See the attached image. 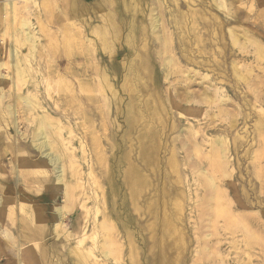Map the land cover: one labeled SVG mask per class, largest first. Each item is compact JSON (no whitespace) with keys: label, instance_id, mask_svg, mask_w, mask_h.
I'll list each match as a JSON object with an SVG mask.
<instances>
[{"label":"bare ground","instance_id":"1","mask_svg":"<svg viewBox=\"0 0 264 264\" xmlns=\"http://www.w3.org/2000/svg\"><path fill=\"white\" fill-rule=\"evenodd\" d=\"M77 1H80V4L75 3L71 6L70 4H66V7L59 6L58 10L60 14L55 20L53 19V17L51 18L50 13V15H48V19L46 21L44 20V22H42L43 20L41 18H37V22L42 31L44 28L48 29L49 27H51V25L59 24L53 23V21L62 23L59 25L62 26L61 31L64 30L63 33L60 34L57 32L58 36H56V38L53 39V41H51L48 45H41V43L39 42L38 33H36V30L34 29L33 23H31L28 20L27 16H25L26 14H34L30 11V8L24 7L22 11L18 9V4L15 0L0 1V13L2 14V17H4L6 20H9V26L10 29H12L11 38H13V42L9 45V63L13 70V79L11 80L10 84H13L14 92L16 93V90H19V84H16V79L21 80L26 76L31 77L35 73L37 75L39 70L38 65L36 64L37 60L39 59L38 56L40 55V51L42 50V48H47L44 57L49 60V66L46 67V73L48 75L47 77H50V79L47 80L48 90H56L60 94L58 99L52 100L53 103H50V101L43 99V97L41 96L42 94L40 95L41 82L35 79L36 81L33 80V83L28 85V93L25 95H17L16 100L14 99V103L7 107V114L9 116L10 122L6 125V128H13L15 131L16 137L13 139L12 143L13 146L18 149V156L19 158H21L23 164H21L22 162L20 163L21 165H19V163H15V165L12 166L15 177V181L12 182L13 185H6L1 188L4 195V197L0 199V213L2 212L1 216L4 217L3 223L7 218L14 230L13 232H11L9 229L5 228L4 235L2 236L0 233V264L4 262L3 260H6L7 264H62L66 262L65 254L68 256L69 264H122L123 261L122 249L124 248L122 240H120L122 229L120 225L118 227L117 222L124 220L125 213L122 214V208L117 205V201H119L118 199L120 191L119 184L115 179V168L112 169L110 165L111 159L107 157V153L102 148V138H98V136L93 135L90 142L88 138H82L83 140H81L80 142L83 152L82 154H84V156L82 157H85L86 159L89 158L87 157L88 147L93 148L92 152L95 155L93 159L87 160L86 163L88 166V172H86L84 170L85 168L80 164V161H78V156L75 152L74 142L77 136L74 129L75 125H72L73 119L80 118L83 120L82 126L85 127V124L88 122V120L86 119V116L88 114L92 115V117L89 115V117L91 118L98 119L100 117L102 119L104 114L107 115V112L104 109H107L109 107V103L113 107L116 106V109L114 111L118 112L120 101L118 98L115 102L111 101L112 98L115 99L117 95L113 89L114 85L112 84L110 77L105 74V70L96 69V67L93 70H90L88 68H83L80 70L76 68L75 65L77 59L75 61H72V58H76L77 56L79 59L82 58L81 56H86L85 58L87 59L89 58L81 49L78 48L77 52V47L84 44L98 45L99 43L100 47H98V50L96 51L97 54H100L102 51L107 53L106 50L111 51L115 41L119 42L121 37L123 36V17L121 13L117 11V2L115 0H94L98 9L96 11L100 12V8L104 4L109 8L108 15L110 17V21H107L105 18H103V12L96 13L94 17L91 16L89 7L86 4L85 0ZM217 1L220 2V10L225 11V13L230 12L229 8L230 6H232V4L239 2V0ZM174 2H176V0H174ZM24 3H34L35 6L39 8L37 1L25 0ZM76 4L78 5L79 9L76 8ZM203 9L205 10V6L203 7ZM21 13L22 18L20 20L19 26H17L16 17ZM193 13L194 17L196 18L194 25L197 28V26L200 25V19H204L205 13H201L199 10H194ZM263 15L264 13H262V16ZM211 19L218 20L216 15H213ZM64 22H66L67 25H64ZM146 22H149L148 24L151 28L150 31L154 34H157L156 36H158V40L162 42L160 56H162L163 64L161 62V68L164 72H166V80H169L170 76H172L173 74L183 76V74L186 72H184L182 66H180L181 63L175 60L173 56L174 35L173 33L168 32V29L166 30L167 32L165 30H162L163 34L158 35V32L160 31V25H162L163 23L161 22L160 17L157 14V10L154 9V7L151 11L150 21ZM175 22L176 25L181 24L178 18L175 19ZM233 23L236 24V21L232 20L229 22L230 25H232ZM137 24L138 27H142L143 23L140 20L137 21ZM5 28L7 29V27ZM234 28V26L229 28L231 36L233 34L235 35L234 30L238 27L235 29ZM54 34L55 32L52 33V35ZM61 36H63L62 39L60 38ZM93 36L99 38L98 43H94V41L90 39V37ZM132 36L133 35H131V37ZM236 41H238V39ZM245 42L246 44L250 43L254 45L258 49L256 61H258L259 58L264 60V48L260 46L255 39L246 36ZM40 45L41 47H39ZM235 46H237V44ZM23 48H26V54L22 52ZM246 48L245 53H247L248 55V51H246ZM190 55L188 56L190 57ZM101 56H103L102 53ZM107 56L109 59H112L111 55ZM64 57H66L68 61H63L62 59ZM140 59L141 61L138 64V67H136V69L134 70L135 76L127 81L126 89L128 88L132 92L134 87L136 86V88L139 87L140 92H143L144 89L149 88V86L145 85V83L141 84L142 80L146 77L148 82H150L151 86L153 87L151 94H149L150 89H148L147 94L149 96L156 97V93L158 92V88H156V86L158 83L156 82L157 78L155 75V68L152 65L153 63H151V60L145 56ZM214 62L215 61L213 60V63ZM63 65L67 66V68L62 70L61 66ZM252 68L253 67H250V71H248L247 76L241 77L245 82L247 90L244 92V90L242 89V96L235 94V99L243 100L245 106L248 107L247 110L238 108V113L232 114L230 111L223 109V105L225 104V106H228L229 104L227 103L229 101L223 100L220 95L227 96V89L228 92H231L232 89L228 86H226V88H221V86L218 84L214 86L212 82H209V79L211 78L209 75L204 76L203 81H200L198 85H196L200 87L201 90L202 88L204 89L203 95L205 99L202 98L203 96L201 95V93H192L191 96L186 97L184 100H182V103L187 107L193 106L196 109H199L200 105H206L211 110L216 109V116H224L228 118L232 117V119L230 120L231 127L228 126L229 128H227V130L232 128L237 129L239 115L242 116L243 121H247L248 119H250L253 114L259 115L260 118L258 123L256 124L259 143H256L258 144V149L253 152L252 159L254 163V175L257 179L260 180L259 183L262 184L261 186L264 187V96L261 95L260 92H258V89L254 86L255 84H264V68L261 70V74H254V72L251 71ZM196 74L198 75L199 71H196ZM93 75L97 76V78L95 80L93 79L94 81H90L88 78L92 77ZM136 77H138V79L139 77L141 78L140 84L135 83L134 78ZM206 80L208 81L207 83L205 82ZM192 81L189 80V82H185L184 85V90L189 95L191 93L190 89ZM204 82L206 83V87H204L203 85L205 84ZM4 83H6L4 77L0 76V85H3ZM109 90L112 93V98L110 101L107 96ZM2 92L3 91L0 89V93ZM3 97L4 95L1 96V98ZM182 98L183 97H181V99ZM200 98H202L203 100ZM131 103V106L128 105V121L126 122L129 124L128 127L130 128V131H132L139 124V122L141 120H144L146 117L144 114L145 112L136 113L134 102ZM149 104L146 105V107L142 105L143 109L144 107L147 110L149 109L150 115H147L149 121L145 122V125H143L142 130L139 131L138 134V156L141 165L135 162H131L130 157L125 154L127 151L118 158V161L120 163V168L118 166V169L121 170L122 164L126 163L125 170L121 171V177L123 178V184L126 185L129 189V194H127L130 197L131 203L133 204L134 209L138 210V212L140 210L138 209V201L140 197L144 195L145 190L150 187L149 185L151 184L149 177L146 175L145 169H154L155 164L157 163V161H159L157 158L161 132H159V125L162 123V120L158 113L159 110L156 107V103L152 107H150ZM17 105L18 107L20 106L22 108V111L20 112L25 115L24 118L26 119L28 125L32 126L31 136L24 135L25 133L21 134L22 132H20L19 130L18 121L20 119L18 120V118H16L18 113L16 110ZM99 110H102V112H100L102 116L98 115L97 111ZM183 113L184 110L181 109L180 114L183 115ZM54 116H59L60 118H55ZM76 128L80 129L81 125L77 124ZM191 129H193V132L190 130L192 142H190V144H192L194 146L193 148L195 149L193 150L194 154L188 155V158L193 162L196 160V162L194 163L195 177H192H194L193 184L198 186L194 188V193L197 197V200L195 202L196 205L194 204V208L198 213V222L202 221L206 224V226L202 225V222L199 223L200 225L196 224L197 227L199 225L196 233V235L198 236L197 242L201 247L197 252L198 264H230L227 261L228 255L221 253L218 248V244H220L222 241L226 242L229 247H231L230 249L236 252V255L233 254L235 256V259L233 260L232 264H258L254 263V257L261 260L259 264H264V217L262 214L258 213V211L257 213H253L254 207H251V202L248 198H246V196H244V194H241L240 188L234 184L236 178L235 171L237 169V166L232 158V152L234 150L235 152L238 150L239 143L240 141H242L244 136L239 134L240 132H236L234 143H231L228 138L230 136L226 135L223 131H219L221 132V135H218L217 137L215 136L212 139L209 138V140L206 136L208 135V133L204 131L205 135L204 133L201 134L202 130L199 127L193 125V128ZM85 130H87V127ZM186 131L187 130H184L182 134H184V132ZM0 132L4 133V131L2 130H0ZM7 133L8 132H6V138L8 139L9 134ZM129 133L130 132H128L126 135L128 136ZM27 140L28 144L23 147L22 141ZM205 144H208L209 147H207ZM187 145L188 144H184V147H187L188 149ZM204 147H207L209 150L207 148L204 150ZM188 158H186V162H188ZM1 163L2 159L0 156V166ZM173 163L175 162H172V165ZM193 170L191 169V171ZM25 174L28 175V178L30 176L33 177L36 184L44 181L45 189L47 187L49 192L52 193V195L50 196L61 195L63 197L64 204L60 206L53 205L50 217L48 215H45V209L43 205H41L42 200L40 198H29V196H32L30 195L32 189H30L29 186L24 187L23 185H28V182L25 179ZM87 174L91 177L88 181L86 178ZM87 184H89L90 186L89 189L87 188ZM105 185H107V189L105 188ZM93 186H95V188ZM190 187L192 186L190 185ZM164 192L172 195L171 189L169 188L165 189ZM164 192L163 194L167 196ZM16 198L17 207L15 206ZM90 200H94L95 202L94 206L92 207H90L88 203ZM28 204H33L31 212L27 210L29 208ZM80 207L82 211H84L83 216H79L81 217V222L80 219H78V214L76 212ZM165 210H167L166 207ZM92 214H94V218H92L93 221H91L90 218ZM69 216H73L76 218L78 228L76 229L75 233H69L66 228H64V223L66 221L65 219ZM130 221H132V219H130ZM177 221L178 214H176L175 211L170 210L165 212L163 220L161 221L162 224H160L162 228V239L160 242L161 254L158 255L161 257V261H159L160 264H180L181 255L184 248L183 245H187V236L186 233H184L183 230L180 229L181 227H178V225L180 224L177 225V223H179ZM82 222L84 224V227L82 226ZM222 223L223 225L219 227V224ZM201 225L204 227V231H202L203 228ZM125 227H123L124 230H126ZM223 233L226 234V237ZM54 234L57 235V242L54 241L51 245H49L50 243L45 242V239ZM220 236L223 239H220ZM61 237H63V240L59 242L58 239H61ZM88 237H90L92 240L91 245L86 243V238ZM128 237H132L131 233H128ZM213 238H218V241H213ZM255 246L261 248H257V253H260V256L254 254ZM173 250H175L177 254H175L176 256L171 257L172 254H170V252ZM96 251L97 253H95ZM132 257H136V262L138 261L137 255L135 254L134 250L132 251ZM54 259H56V262L53 261ZM155 259L156 257L152 256L150 262L156 261Z\"/></svg>","mask_w":264,"mask_h":264},{"label":"rangeland","instance_id":"2","mask_svg":"<svg viewBox=\"0 0 264 264\" xmlns=\"http://www.w3.org/2000/svg\"><path fill=\"white\" fill-rule=\"evenodd\" d=\"M15 1L18 4L17 7L19 10L23 11L24 7H28L31 9L30 11L35 14V15L26 14L25 16H27L28 20L31 23H33L34 29L36 30V33H38L39 42L41 43V45H48L51 41H53V39L56 38V36H58L57 32L61 34L63 33L64 30L61 31L62 26L59 25L62 23L58 21H53V23H59V24L51 25V27H49L48 29L44 28L42 31L41 27L39 26L37 22V18H41L43 20L42 22H44V20L46 21L48 19V15L51 14L50 15L51 18L53 17V19L55 20L60 14L58 10L59 6L66 7V4L67 5L70 4V6L74 5L75 3L80 4V1L78 2L77 0L76 1L74 0H33V1H37L38 6H39L38 8L35 6L34 3L33 4L24 3L25 0H15ZM115 1L117 2V11L120 12L123 17L124 31H123V36L121 37L120 41L119 42L115 41L111 51L106 50L107 53L102 51L101 53L103 54V56H101V53L100 54L96 53V51L98 50V47H100L98 43L99 38H96L94 36L90 37V39H92L94 43L95 42L98 43V45L84 44L82 46L77 47V52L79 48L89 58L87 59L85 58L86 56H81L82 58L79 59L77 56L76 58H72V61L73 60L75 61L77 59L75 62V65H76V68L80 70L83 68H88L90 70H93L95 69V67L96 69L105 70V74L110 77L111 82L114 85L113 89L117 95L115 99L112 98L111 97L112 93L109 90L107 96L109 98V101L111 100V98H112L111 101L113 102H115L117 98L119 99L120 101L119 109H118V112L114 111L116 109V106L113 107L109 103V107L107 109H104L107 112V115L104 114L102 119L100 117L98 119L91 118L92 115L88 114L86 116V119L88 120V122L85 124V127L82 126L83 125L82 119L80 118L73 119L72 125H75L74 129L76 131L75 134L77 136L74 142L75 152L78 156V161H80V164L85 168L84 170L88 172L87 171L88 166L86 162L87 160L93 159L95 155L92 152L93 148L88 147L87 157L89 158L86 159L85 157H82L84 156V154H82L83 152L81 149L80 142L81 140H83L82 138H88L90 142L93 135L98 136V138H102L101 142H102L103 150L107 153V157L111 159L110 165L112 169L115 168L114 169L115 179H116V182L119 184V191H120L119 199H118L119 201H117V205L122 208L121 209L122 214L125 213L124 214L125 218L123 220L124 222L123 221L117 222L118 227L120 225L122 229L121 230L122 235H120V240H122V244L124 248L122 249V252H123L122 264H128V263L129 264H160L159 261H161V257L158 256L161 254L160 242L162 239V228L160 224H162L161 221L163 220L165 212L170 211V210L175 211L176 214H178L177 222L179 223H177V225L180 224L178 225V227L179 228L181 227L180 229H182L183 232L186 233V236H187L186 238L187 245L186 246L185 244L183 245L184 248L182 251L180 264H198L197 252L200 250L199 248L201 247H200V244L197 242L198 236L196 235V233H197V228H199V225H200L199 223L202 221L198 222L199 220L197 219L198 213L196 212V209L194 208V204L197 200V197L195 196L196 194L194 193L195 192L194 188L198 186L193 184V178L195 177L194 176V172H195L194 163L196 162V160L193 162V161H190L188 158V155L194 154L193 150L195 149L193 148L194 146L190 144L191 142L190 130L193 132V129L191 128H193V125H195L202 130L201 134L204 133L205 135V132L208 133V135H206L208 139L209 138L212 139L215 136L217 137L218 135H221V132L219 131H223L225 132L226 135L230 136L228 138H229V141H231V143H234V139H235L234 137L236 135V132L238 133L240 132L239 134L244 136L242 141H240L239 143L238 150L235 152V150L233 149L234 151L232 152V158L237 166V169L235 171L236 178H235L234 184L240 188L241 194H244V196H246V198H248L249 201L251 202L252 204L251 207H254L253 213H257L258 211V213L262 214L264 217V187L261 186L262 184L259 183L260 180L257 179L254 175V171H253L254 163L252 159L253 152L258 149V144H256V143H259L258 136H257V130H256V124L258 123L260 117L259 115L253 114L250 117V119H248L247 121H243L242 116L239 115L237 129L232 128V129L227 130V128L231 127L230 120L232 119V117L228 118L224 116H216L215 115V113L217 112L216 109L211 110L206 105H203V106L200 105L201 109L200 108L196 109L193 106L187 107L182 103V100H184L186 97L191 96L192 93H196V94L201 93V95L203 96L202 98L205 99L203 95L204 89L202 88L201 90L200 87L196 85H198L200 81H203L204 76L209 75L211 77L209 79V82H212L214 86L218 84L221 86V88H226V86H228L229 88L231 87L232 89L231 92H228V89H227V94H226L227 96L220 95V97H222L223 100L229 101L227 103L229 105L225 106L224 104L222 107L223 109L230 111L232 114H237L238 108H241L242 110H247L248 107L245 106L244 101L235 99L236 98L235 94L242 96L241 94L242 89L244 90V92L247 90L245 82L243 81L241 77H245L248 75V71H250V67H253L251 71L254 72V74H261L262 72L261 70L264 68V60L259 58V60L256 61L258 49L254 45L250 43L246 44L245 42V38L246 36H248V37H251L252 39H255L259 43V45L264 48V38H263L264 37L263 36L264 35V25H263L264 15L262 16V13H264V0H239V2L234 3L232 4V6H230L229 8L230 12L229 13L226 12L228 15L225 13V11L220 10L221 9L219 8L220 2L217 0L216 1L215 0H176V2H174V0H160V1L151 0L152 2L150 0H143L144 3L143 1H140V0H115ZM85 2L89 7L91 16L94 17L96 13L103 12L102 13L103 18H105L107 21H110V17L108 15L109 8L105 4L101 6L100 8L101 11L99 12V11H96L98 9L96 7V2L94 0H85ZM77 4H76V8L79 9ZM202 6L203 7L205 6V10L203 9ZM153 7L154 9L157 10V14L160 17L161 22L163 23L162 25H160V31L158 32V35L163 34L162 30L166 31L167 29H168L167 30L168 32H171L174 35L173 37V48H174L173 56L175 60L181 63L180 66H182L183 71L186 72L183 74V76L178 75V74H173L172 76H170L169 80H166L165 78L166 72H164L163 69L161 68L163 64L162 56H160L162 42L158 40V36H156L157 34H154L153 32L150 31L151 28L148 24L149 22H146V21H150V15H151V11ZM194 10H199L201 13H205L204 19H200V25L197 26V28L194 25L196 21V18L194 17V13H193ZM213 15H216L218 20L211 19ZM21 18H22V13L18 14L16 17L17 26H19ZM176 18H178L179 22H181L180 25L175 24ZM140 20L144 24V25L142 24V27H138V24H137V21H140ZM232 20L233 21L235 20L236 24L233 23L232 25H230L229 22ZM9 23H10L9 20H6L4 17H2V14L0 13V28H1L0 29V76H3L6 82L3 85L2 84L0 85V89L4 92V93L3 92L0 93V130L4 131L5 133L4 134L0 132V156L2 159V163L0 166V199L4 197L3 191L1 188L6 185L12 186L13 185L12 182L15 181L14 171L12 169L13 168L12 166L15 165V163H19V165L23 164L21 158H19L18 156V149H16V147H14L12 143L13 139L16 137L15 131L13 128H6V125L10 122L9 116L7 114V111H8L7 107L14 103V99L16 100L17 95H20V94L25 95L28 93L27 87L28 85L33 83V80L34 81L37 80L41 82L40 95L42 94L41 96L43 97V99L50 101V103H53L52 100L58 99L60 95L56 90H50V91L48 90L47 80H49L50 77H47L48 75L46 73L47 72L46 67L49 66V60L44 57V54L47 51V48H42V50L40 51L41 53L38 56L39 59L37 60V63H36L39 69L37 73L38 76L35 73L34 75L36 77L33 75L31 77L26 76L21 80L16 79V81L18 82V83L16 82V84H19V90L18 91L16 90V93L14 92L13 84H10L11 80L13 79V75H12L13 70L9 63V58H10L9 45L12 44L13 38H11L12 29H10ZM64 25H67L66 22H64ZM189 25L191 26V28ZM215 26H216V32H215ZM233 26L235 28L238 27L239 29L234 28L235 35L233 34L232 35L233 37H232L229 32V28ZM5 27H7V29ZM43 27H44V24H43ZM53 32H55L54 34L55 36L52 35ZM131 35L133 36L131 37ZM60 38L62 39L63 36H61ZM237 39L239 42L236 41ZM184 42L186 45L184 44ZM236 44L237 46H235ZM41 45L39 47H41ZM244 47L245 48L247 47L246 51H248V55L247 53H245ZM22 50H23L22 52L26 54L27 52L26 48H23ZM107 55H111L112 59H109ZM188 55H190V57ZM143 56L148 57L151 60V63H153L152 64L153 67L155 68V72H156L155 75L157 78L156 82L158 83L156 86V88H158L156 97H152L147 94L148 89H150L149 94H151L153 87L151 86V83L148 82L146 77L145 79L142 80L141 84L145 83V85H148L149 88L144 89L143 92H140L139 87L136 88V86L134 87L132 92L128 88L126 89L127 81L135 76L134 70L136 69V67H138V64L141 61L140 58H142ZM62 60L65 62L68 61L66 57H64ZM213 60L215 61L214 63H213ZM42 66L44 69L42 68ZM61 68L63 70V69H66L67 66L63 65L61 66ZM196 71H199L198 75L196 74ZM96 78L97 76L93 75L92 77L88 79L90 81H94ZM134 80L136 84H140L141 78L139 77L138 79V77H136L134 78ZM189 80L190 81L193 80L191 82L190 95L187 94L184 90L185 82L187 81L189 82ZM205 82L207 83L208 81L206 80ZM206 83L203 84L204 87H206ZM25 84H26V87H25ZM254 86L258 89V92H260V94L264 96V84L263 85L255 84ZM3 95L4 97L1 98V96ZM196 96H199V95H196ZM181 97L183 98L181 99ZM129 101L134 102L136 113L145 112L144 114L146 116L145 119L141 120L139 124L132 131H130V128L128 127L129 124L126 123L128 121L127 120L128 108L129 106L132 105V103ZM154 102L156 103V107L159 110L158 113L162 120V123L159 125V132L161 131L159 149L157 153V156H158L157 158L159 161H157V163L155 164L154 169L152 168H151L152 170H150L149 168L145 169L146 175L149 177L151 184L149 185L150 187H148L145 190L144 195L140 197L138 201V209H140L138 212V210L134 209V206L131 203L130 197L128 195L129 189L127 188L126 185L123 184V181H122L123 178L121 177L122 176L121 171L125 170L126 163L122 164L121 170L118 169V166L120 168V163L118 161V158L121 157L122 154L127 151L125 154L130 157L131 162L133 163L135 162L141 165V162L139 161V156H138L139 154L138 153L139 151L138 134H139V131L142 130L143 125H145V122L149 121V118L147 117L148 114L150 115L149 109L147 110L145 107L149 103H150L149 106L152 107L155 104ZM142 105L145 106L144 109ZM181 109L184 110L183 115L180 114ZM16 110L19 113V115L17 113L18 117L16 116V118H18V120L20 119L18 121V124H19V130L20 132H22L21 134L25 133L24 135L31 136L32 126L28 125V123L26 122V119L24 118L25 115L22 112H20L22 111V108L20 106L18 107L17 105ZM100 112H102V110L97 111L98 115L102 116ZM89 115L91 117H89ZM125 115H126V118H125ZM54 117L60 118L59 116H54ZM101 121H102V124H101ZM77 124L81 125L80 129L76 128ZM86 127L89 133L87 132V130H85ZM100 130L103 132H101ZM184 130H187V131L184 132V134H182ZM127 131L130 132L128 136L126 135L128 133ZM6 132H8L7 134L10 135V136L8 135V139L6 138L7 136ZM26 144H28V140L22 141L23 147ZM184 144H188L187 145L188 149L187 147H184ZM205 145L209 147L208 144H205ZM207 147H204V150ZM186 158H188V162H186L187 161ZM172 162H175V163H173L172 165ZM185 163L188 165H186ZM1 167L3 170L1 169ZM191 169L192 170L194 169V170L191 171ZM25 177H26L25 178L26 181L28 182V185L23 184L24 187L29 186V188L32 189V192H30V195L32 196H29V198L38 197L42 200L41 205H43L45 209L46 216L48 215L50 217L53 205L60 206L64 204V199L61 195L50 196L52 195V193L49 192L47 187L45 189L44 181L36 184L35 179L33 177L30 176L28 178L27 174H25ZM86 178L88 181L91 177L87 174ZM190 185L192 187H190ZM88 186L89 184H87V188L89 189L90 186L89 187ZM93 187L95 188V186ZM105 188L107 189V185H105ZM168 188L171 189L172 195H169L168 193L164 192V190ZM163 192L167 196H165ZM88 203L90 207L94 206L95 204L94 200H90ZM28 205H29V208L27 210L31 212L33 208L32 207L33 204H28ZM15 206L17 207V198H16ZM165 207L167 208V210H165ZM131 208H133L134 210ZM76 212L78 214V216L77 215L76 216L78 217V219H80V222H81V217L79 216L81 215L83 216L84 211H82L80 207L78 208ZM1 214L2 212L0 213V233L3 236L5 228L9 229L11 232H13L14 229L11 227L10 222L7 218L3 223L4 217L1 216ZM93 215L94 214L90 216L91 221H93L92 219L94 218ZM130 219H132V221H130ZM65 220L66 221L64 223V228H66V230L69 233H75L76 229L78 228L76 218L73 216H69ZM196 224H199L198 227ZM202 225L206 226V224L203 222H202ZM222 225L223 223L219 224V227ZM82 226L84 227L83 222H82ZM123 227H125L126 230H124ZM202 228H203L202 231H204L203 226ZM128 233L129 234L131 233L132 235L131 238L128 237ZM223 234L224 236L226 235L225 233ZM56 239H57V235L54 234L50 237H47L45 239V242H48L50 243L49 245H51L54 241L57 242ZM220 239H223V238L221 237ZM58 240L60 242L61 240H63V237H61V239H58ZM212 240L218 241V238H213ZM86 243L91 245L92 240L90 237L86 238ZM226 244H227L226 242L222 241L220 244H218V248L221 251V253L228 255L227 261L230 264H232L233 260L235 259L234 255H236V252L234 250H231L230 249L231 247H229V245L228 244L226 245ZM257 248L258 247L255 246L254 254L260 256V253H257ZM258 249H261V248H258ZM133 250L135 254L137 255V260H138L137 262L135 259L136 257H132ZM95 253H97V251ZM170 254H172L171 257H174L176 256L175 254L177 253L175 250H173L170 252ZM152 256L156 257L155 259L156 261L150 262ZM65 257H66V262L62 264H69L68 256L66 254H65ZM3 261L4 262L1 264H7L6 260H3ZM53 261L56 262V259H54ZM253 261L254 263L259 264L261 260H259V258L254 257Z\"/></svg>","mask_w":264,"mask_h":264}]
</instances>
